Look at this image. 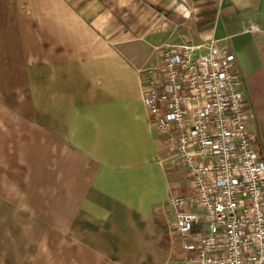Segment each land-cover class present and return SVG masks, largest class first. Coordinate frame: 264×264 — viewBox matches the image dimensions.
Returning <instances> with one entry per match:
<instances>
[{
	"label": "crops",
	"instance_id": "crops-1",
	"mask_svg": "<svg viewBox=\"0 0 264 264\" xmlns=\"http://www.w3.org/2000/svg\"><path fill=\"white\" fill-rule=\"evenodd\" d=\"M210 39L264 150V0H0V264H193L139 70Z\"/></svg>",
	"mask_w": 264,
	"mask_h": 264
},
{
	"label": "built area",
	"instance_id": "built-area-1",
	"mask_svg": "<svg viewBox=\"0 0 264 264\" xmlns=\"http://www.w3.org/2000/svg\"><path fill=\"white\" fill-rule=\"evenodd\" d=\"M158 55L140 82L148 123L189 182L169 199L181 251L193 264H264V156L247 130L234 55L213 39Z\"/></svg>",
	"mask_w": 264,
	"mask_h": 264
},
{
	"label": "rangeland",
	"instance_id": "rangeland-1",
	"mask_svg": "<svg viewBox=\"0 0 264 264\" xmlns=\"http://www.w3.org/2000/svg\"><path fill=\"white\" fill-rule=\"evenodd\" d=\"M247 128L251 139L255 142V146L258 152L260 153V155L264 156V150L259 149L260 146L257 129L260 128V125H258V122L254 119L253 115L247 117Z\"/></svg>",
	"mask_w": 264,
	"mask_h": 264
}]
</instances>
